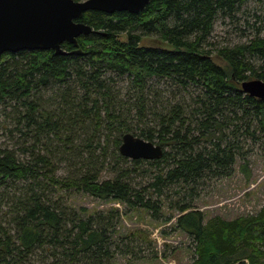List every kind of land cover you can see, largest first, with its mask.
I'll return each instance as SVG.
<instances>
[{"label": "trees", "instance_id": "trees-1", "mask_svg": "<svg viewBox=\"0 0 264 264\" xmlns=\"http://www.w3.org/2000/svg\"><path fill=\"white\" fill-rule=\"evenodd\" d=\"M249 1L150 0L137 15L89 11L80 22L96 33L81 37L78 47L63 45L82 55L2 56L0 112L11 124L2 126L0 140V264H108L120 211L89 214L71 203L73 193L142 208L157 220L168 203L180 213L176 227L193 240V264H264V208L228 221L191 206L196 185L230 172L238 128L251 136L255 125L264 132V101L241 87L264 81L261 31L216 55L208 49L218 18H236ZM151 36L172 48L145 46ZM157 79L190 99L161 107L149 101ZM126 133L157 140L162 158L123 157ZM143 164L152 171L137 184L134 178L147 172ZM186 188L192 193L180 197Z\"/></svg>", "mask_w": 264, "mask_h": 264}, {"label": "rangeland", "instance_id": "rangeland-1", "mask_svg": "<svg viewBox=\"0 0 264 264\" xmlns=\"http://www.w3.org/2000/svg\"><path fill=\"white\" fill-rule=\"evenodd\" d=\"M260 31L261 37H264V5L251 0L241 7L236 18H218L208 40V49L216 55L215 51L222 47L249 43ZM155 41L156 37L151 36L143 44L172 48ZM215 60L222 63L217 58ZM254 63L257 66L260 64L257 60ZM118 82L119 87H127L126 80L118 79ZM146 93L149 101H157L160 107L190 99L188 93L161 79L153 80ZM153 118L150 111L146 120L151 121ZM10 124L11 120L0 112V140L5 139V136L2 137V126ZM231 129L232 126L229 131L225 129V134L230 135ZM252 130L254 136L247 135L244 129L241 134L240 128L236 131V136H240L239 154L228 175H209L193 189L191 206L203 212L208 219L219 216L233 221L239 217L256 215L264 208V132L257 125L252 126ZM154 143L157 144V140ZM142 166L143 171L147 172L134 178L137 184H146L152 171L148 164ZM175 188L180 189V185ZM180 191V197L192 193L187 188ZM70 200L75 207L87 208L89 214L105 213L111 209L120 211V222L117 223L110 245L114 258L108 264H193V240L176 227L180 213L169 209L168 203L164 204L163 216L157 220L142 208L132 209L113 200L105 201L77 193H73ZM171 216L174 219L166 221Z\"/></svg>", "mask_w": 264, "mask_h": 264}, {"label": "water", "instance_id": "water-1", "mask_svg": "<svg viewBox=\"0 0 264 264\" xmlns=\"http://www.w3.org/2000/svg\"><path fill=\"white\" fill-rule=\"evenodd\" d=\"M150 0H0V60L5 53L54 51L56 55H82L81 50L68 53L65 43L79 46V39L96 31L80 22L89 11L107 14H139ZM242 91L264 101V81H244ZM120 154L130 160L154 161L162 158L164 148L132 133L122 138Z\"/></svg>", "mask_w": 264, "mask_h": 264}]
</instances>
